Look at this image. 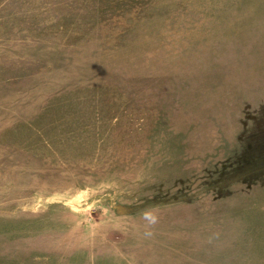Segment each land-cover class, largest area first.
<instances>
[{
    "label": "rangeland",
    "instance_id": "374dc122",
    "mask_svg": "<svg viewBox=\"0 0 264 264\" xmlns=\"http://www.w3.org/2000/svg\"><path fill=\"white\" fill-rule=\"evenodd\" d=\"M0 264H264V0H0Z\"/></svg>",
    "mask_w": 264,
    "mask_h": 264
},
{
    "label": "clouds",
    "instance_id": "9594fccd",
    "mask_svg": "<svg viewBox=\"0 0 264 264\" xmlns=\"http://www.w3.org/2000/svg\"><path fill=\"white\" fill-rule=\"evenodd\" d=\"M147 215V214H146Z\"/></svg>",
    "mask_w": 264,
    "mask_h": 264
}]
</instances>
